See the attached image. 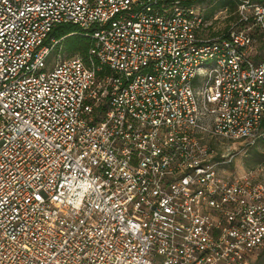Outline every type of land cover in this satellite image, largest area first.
Returning <instances> with one entry per match:
<instances>
[{
	"label": "built area",
	"instance_id": "1",
	"mask_svg": "<svg viewBox=\"0 0 264 264\" xmlns=\"http://www.w3.org/2000/svg\"><path fill=\"white\" fill-rule=\"evenodd\" d=\"M0 0V264H264V0ZM71 24L87 56L62 59Z\"/></svg>",
	"mask_w": 264,
	"mask_h": 264
},
{
	"label": "rangeland",
	"instance_id": "2",
	"mask_svg": "<svg viewBox=\"0 0 264 264\" xmlns=\"http://www.w3.org/2000/svg\"><path fill=\"white\" fill-rule=\"evenodd\" d=\"M237 2L238 0H202L196 4V7L202 11L204 18L211 22L208 35L211 37L225 33L228 29L235 26L237 21ZM66 39V38H65ZM62 59L69 58L73 55L82 56L80 53H68L64 49V40L56 50ZM83 57V56H82ZM84 58V57H83ZM231 162L229 171L247 169L257 179L264 183V153L256 149H250L244 155H237Z\"/></svg>",
	"mask_w": 264,
	"mask_h": 264
},
{
	"label": "trees",
	"instance_id": "3",
	"mask_svg": "<svg viewBox=\"0 0 264 264\" xmlns=\"http://www.w3.org/2000/svg\"><path fill=\"white\" fill-rule=\"evenodd\" d=\"M76 32V27L74 25L64 24L51 30L49 36L60 38L73 33L64 39V49L70 54L76 52L80 53L85 58L87 56L88 49L91 46V39L80 36Z\"/></svg>",
	"mask_w": 264,
	"mask_h": 264
}]
</instances>
